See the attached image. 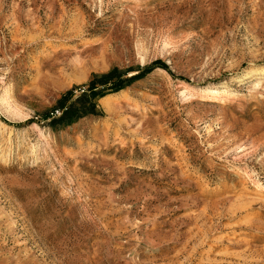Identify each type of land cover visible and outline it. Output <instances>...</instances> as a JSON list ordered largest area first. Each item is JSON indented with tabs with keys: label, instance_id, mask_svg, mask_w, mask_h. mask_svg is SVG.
<instances>
[{
	"label": "rangeland",
	"instance_id": "374dc122",
	"mask_svg": "<svg viewBox=\"0 0 264 264\" xmlns=\"http://www.w3.org/2000/svg\"><path fill=\"white\" fill-rule=\"evenodd\" d=\"M0 264H264V0H0Z\"/></svg>",
	"mask_w": 264,
	"mask_h": 264
},
{
	"label": "trees",
	"instance_id": "16d2710c",
	"mask_svg": "<svg viewBox=\"0 0 264 264\" xmlns=\"http://www.w3.org/2000/svg\"><path fill=\"white\" fill-rule=\"evenodd\" d=\"M128 81L127 80H122L121 78H115V71H112L111 73H109L108 75H104L101 77H94V79L91 82V94L94 98L96 97H102L105 96L108 92H116L119 91L121 89H124L125 87H127ZM111 86L108 90L104 89V90H98V86ZM72 92L69 93L67 96L72 97ZM91 108L95 109L96 108V104L94 102L91 103ZM74 112L73 108H67L62 117L64 118H68L70 115H72V113Z\"/></svg>",
	"mask_w": 264,
	"mask_h": 264
}]
</instances>
